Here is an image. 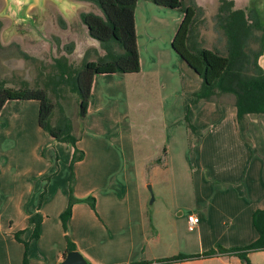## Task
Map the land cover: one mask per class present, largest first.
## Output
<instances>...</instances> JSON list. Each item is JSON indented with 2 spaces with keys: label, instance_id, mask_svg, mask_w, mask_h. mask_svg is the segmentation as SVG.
Segmentation results:
<instances>
[{
  "label": "crops",
  "instance_id": "crops-1",
  "mask_svg": "<svg viewBox=\"0 0 264 264\" xmlns=\"http://www.w3.org/2000/svg\"><path fill=\"white\" fill-rule=\"evenodd\" d=\"M235 6L244 9L238 8L236 3ZM164 9L167 8L148 0L137 2L135 21L141 63L139 73L95 77L85 132L77 144L85 150V158L76 163L73 170L75 197H95V210L89 203L75 204L65 232L61 215L69 201V177L49 185L42 198L48 171L0 168V264H22L25 242L29 243L30 264H62L69 253L67 236L75 245V251L80 252L89 264H243L239 257L223 254L160 263L180 254L202 255L217 250L218 246L233 249L251 244L258 238L253 214L264 209V115L246 117L248 130L245 140L238 128L234 97L225 94L210 102L194 103L193 94L200 89L202 79L172 47L184 13L181 12V16L177 14L176 23L172 26L168 16V23L166 19H159L164 17ZM172 11L166 15L176 13V10ZM213 48L219 51L217 47ZM101 56L104 55H98V58ZM259 64L264 69V52ZM130 81L139 84V96H157L162 105L166 137L163 154L166 159H155L157 163L148 169L157 173L162 168L168 170L172 184L162 187L164 191L160 190V193L165 192L170 200H159L157 195L152 203L149 202L138 179L141 177L140 169L135 164L133 178L127 172L119 184L104 179L103 161L111 156L100 153L106 141L99 132L92 134V143L83 144L85 134L94 131L89 119L94 113L98 114L95 119L103 130L106 125H102L104 120H100V114L107 104L119 102L115 97L110 101L107 97L116 95L117 90L128 97ZM21 102L28 106H11V109L21 111L22 107L32 106L37 110L40 106L36 101H9L0 118H12L8 111L10 105ZM187 117L196 131L188 126ZM38 130L44 133L41 126ZM122 139H118L119 143ZM192 139L199 143L200 148L208 140L212 156L209 174L205 168L197 174L198 186L195 169L189 164L188 157ZM127 141L130 142L129 158L137 161V145L133 139ZM88 150H95L90 160L97 170L84 169L89 159ZM44 152L43 149L37 156L38 163L42 162ZM183 180L184 183L178 184ZM37 213L43 217L41 233L39 239H32L34 225L29 219ZM192 214L200 218V223L190 230L188 217ZM16 234H20L21 240L16 238ZM249 259L251 264H264V251L249 254Z\"/></svg>",
  "mask_w": 264,
  "mask_h": 264
},
{
  "label": "rangeland",
  "instance_id": "rangeland-1",
  "mask_svg": "<svg viewBox=\"0 0 264 264\" xmlns=\"http://www.w3.org/2000/svg\"><path fill=\"white\" fill-rule=\"evenodd\" d=\"M71 1L74 3L73 5L64 2L63 6H67L65 10L67 15L65 16L63 11L61 12L56 3L51 0H37L29 7L18 4L12 5L7 0H0V23L2 25L0 28V80H5L9 87L14 88H20L25 81L29 83L30 88H42V80L44 79L40 78L39 74L42 70L49 71V66L54 63L56 58H66L69 63L78 65L85 60H97L98 55L107 53L106 45L90 37L88 28L80 18L82 12H95L102 15L97 5L92 2ZM234 1L238 8L246 10L253 23L264 24V0ZM184 3L187 6L193 5L198 10L199 22L198 30L196 29L197 33L195 32L197 34L196 40L210 50L217 47L218 52L225 54L228 39L217 18L220 1L184 0ZM164 10L162 12L164 17L159 19H166L168 23V16L171 25H175L177 14H182L181 11L176 10V13L166 15V12L173 11L171 9L169 11H167L168 9ZM163 21L165 22V20ZM260 34L257 32V35ZM251 47L258 50L259 43H253ZM46 66L49 70L46 69ZM186 82L188 89V79ZM127 87L129 90L128 97L123 96V93L118 90L116 95L107 97L109 101L115 97L116 100L119 99V102L115 105L114 103L107 104L104 112L100 114V120H104L102 125H106L103 129L106 132H101L103 130L95 119L98 118V114L94 113L89 119V125L93 126L91 128L94 131L85 134L83 144L85 142L92 143V134L95 131L99 132V135L101 134L106 141L105 147L100 148V153L111 156L110 159L103 161L105 165L104 179L119 184L126 178L127 172L133 178V165L135 164L140 169L141 177L138 179L143 185L146 196L149 197V202L152 203L157 195L159 200L162 198L170 200L165 192L162 195L160 193L164 191L162 187H170L172 184L168 170L162 168L157 173L149 172L148 169L149 166L157 163L155 159H166L163 154L166 137L165 127H163L165 115L162 105L157 96H139V84L136 81H130ZM51 95L54 102H59L64 107L66 115L75 127V135L80 136L81 139L85 128L82 131L78 128L77 96L73 95L69 88L63 92V98L59 101L53 93ZM19 105L28 106L24 102L13 103L8 109L12 118L8 117L7 119V116L0 118V168L4 166V168L14 171L34 168L43 173L48 171L43 191L53 182L60 183L68 177L70 181L73 147L50 139L52 137L45 131L39 133L40 106L37 110L32 106L27 109L22 107L21 111L11 109L13 106L17 108L16 106ZM58 117L59 112L57 110V114L55 112L53 116V121L55 122ZM92 119L95 121L93 122ZM122 137V143H119L118 139ZM100 138L102 139V137ZM114 138L117 140L115 141ZM129 138L133 139L137 145L138 159L134 162L129 158L130 142L127 141ZM37 145H40L41 148L39 149ZM43 149L45 151L44 157L42 162L38 163L37 156L42 154ZM88 151L89 159L85 162L84 169L97 170V166L95 168L92 166L95 163L90 160L95 150ZM188 155L189 164L195 169L196 185L198 186L197 174H201L203 168L206 169V174H209L212 156L208 140L200 148L199 143L192 139ZM184 182L183 180L178 184ZM11 184L15 183L11 182Z\"/></svg>",
  "mask_w": 264,
  "mask_h": 264
},
{
  "label": "trees",
  "instance_id": "trees-1",
  "mask_svg": "<svg viewBox=\"0 0 264 264\" xmlns=\"http://www.w3.org/2000/svg\"><path fill=\"white\" fill-rule=\"evenodd\" d=\"M92 2L97 5L102 15L95 12H82L81 21L88 28V33L94 40L105 44L107 53L96 61L85 60L81 64L69 63L66 58H56L49 66V71L42 70L40 78L42 88H30L28 82H23L20 88L9 87L5 80H0V114L9 101H36L40 104L39 124L53 139L59 143L71 145L73 156L70 163L72 170L69 186V201L66 210L61 215L65 232L68 231L69 220L73 216V207L77 203H89L96 209L95 197L78 199L75 197L74 172L76 163L85 158V151L78 147L80 136L74 134V126L66 115L64 107L54 102L51 93L59 101L63 92L69 88L77 96L79 107V129H84L89 110L93 83L98 75H129L141 71L140 55L137 42L135 10L139 0H76ZM154 4L184 13V19L173 40L174 51L202 79L201 87L193 94L194 103L210 102L216 97L229 94L235 98L237 109V124L243 139L247 140L249 115H264V69L259 59L264 52V24L252 22L244 9H237L234 0H220L217 13L219 25L224 29L228 47L227 53L210 50L196 40L198 25V10L193 5H185L184 0H148ZM2 27L0 23V28ZM260 32V35H257ZM251 40V42H249ZM259 43L258 50L251 44ZM51 91V93H50ZM57 110L59 117L53 121ZM54 122V123H53ZM188 126L196 131L187 117ZM46 189L42 194V198ZM34 225L32 239H39L43 217L37 213L30 217ZM253 224L258 232V238L251 244L226 249L218 246L217 250L208 251L202 255L174 256L160 263L213 257L218 254L235 255L243 264H251L249 254L264 251V209L253 214ZM16 238L21 240L20 234ZM68 240V252L76 250L75 245ZM25 256L22 264H30L29 243L25 242Z\"/></svg>",
  "mask_w": 264,
  "mask_h": 264
},
{
  "label": "water",
  "instance_id": "water-1",
  "mask_svg": "<svg viewBox=\"0 0 264 264\" xmlns=\"http://www.w3.org/2000/svg\"><path fill=\"white\" fill-rule=\"evenodd\" d=\"M37 0H7V2L9 4L12 5H21L24 7H29L32 4H34ZM54 3H56V5L58 6V8L60 9V11L62 13H64V15L66 16L67 13L65 12V10L67 9V6H63L64 2H66L68 5L69 4H74L71 0H51ZM75 1V0H74ZM76 5V4H75ZM66 13V14H65ZM62 264H89L88 261L83 257V255L78 252V251H72L69 252L65 258V260L63 261Z\"/></svg>",
  "mask_w": 264,
  "mask_h": 264
},
{
  "label": "built area",
  "instance_id": "built-area-1",
  "mask_svg": "<svg viewBox=\"0 0 264 264\" xmlns=\"http://www.w3.org/2000/svg\"><path fill=\"white\" fill-rule=\"evenodd\" d=\"M200 223V218L195 215L192 214L188 217V225H189V229L193 230L196 226H198Z\"/></svg>",
  "mask_w": 264,
  "mask_h": 264
}]
</instances>
